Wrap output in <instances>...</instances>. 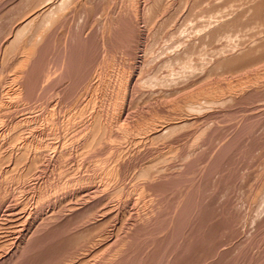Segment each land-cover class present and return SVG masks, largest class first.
Instances as JSON below:
<instances>
[{"label": "rangeland", "instance_id": "obj_1", "mask_svg": "<svg viewBox=\"0 0 264 264\" xmlns=\"http://www.w3.org/2000/svg\"><path fill=\"white\" fill-rule=\"evenodd\" d=\"M0 264H264V0H0Z\"/></svg>", "mask_w": 264, "mask_h": 264}]
</instances>
